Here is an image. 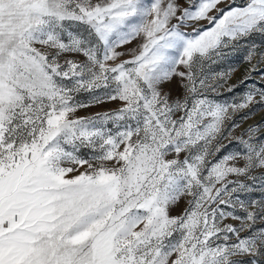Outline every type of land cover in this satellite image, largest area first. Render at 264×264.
Here are the masks:
<instances>
[{
  "label": "snow or ice",
  "instance_id": "1",
  "mask_svg": "<svg viewBox=\"0 0 264 264\" xmlns=\"http://www.w3.org/2000/svg\"><path fill=\"white\" fill-rule=\"evenodd\" d=\"M0 264H264V0H0Z\"/></svg>",
  "mask_w": 264,
  "mask_h": 264
},
{
  "label": "rangeland",
  "instance_id": "2",
  "mask_svg": "<svg viewBox=\"0 0 264 264\" xmlns=\"http://www.w3.org/2000/svg\"><path fill=\"white\" fill-rule=\"evenodd\" d=\"M243 54L240 53V54H237L236 57H235V60L233 62L234 65H238L239 66V70L234 73L232 79L229 81V83H233V84H239V80L240 78L243 76L244 74V65L242 63H240V56H242ZM230 66H233V65H229V64H224L221 66L220 69L218 70H227L228 67ZM240 70L242 72H240ZM260 84V81L259 79L257 78H254V80H250V81H247L246 83L244 84H239L238 88L236 91H234L233 93H228L226 90H223L222 91V94L221 96L219 97L220 100L223 102V101H232V100H238L248 89L250 88H253V87H257L259 86ZM175 87V86H173ZM105 107H114V105H106ZM101 110H104L102 108H91V109H87V110H82L80 115H90L92 114L93 112H96V111H101ZM239 115L237 116V121L239 122ZM251 121H248L246 123H243L242 124V128L243 127H247V123H250ZM239 129L237 130V134H239ZM230 151H234L235 148H230L229 149ZM256 195L258 196L259 193H256ZM177 212L180 211V209H176Z\"/></svg>",
  "mask_w": 264,
  "mask_h": 264
},
{
  "label": "bare ground",
  "instance_id": "3",
  "mask_svg": "<svg viewBox=\"0 0 264 264\" xmlns=\"http://www.w3.org/2000/svg\"><path fill=\"white\" fill-rule=\"evenodd\" d=\"M240 72H242V71L240 70Z\"/></svg>",
  "mask_w": 264,
  "mask_h": 264
}]
</instances>
